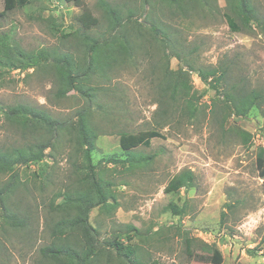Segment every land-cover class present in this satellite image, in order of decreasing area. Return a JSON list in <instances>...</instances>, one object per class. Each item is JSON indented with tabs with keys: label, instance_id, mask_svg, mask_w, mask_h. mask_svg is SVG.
<instances>
[{
	"label": "rangeland",
	"instance_id": "374dc122",
	"mask_svg": "<svg viewBox=\"0 0 264 264\" xmlns=\"http://www.w3.org/2000/svg\"><path fill=\"white\" fill-rule=\"evenodd\" d=\"M80 1L98 19L89 30L79 24L82 10L72 1L29 0L21 8L3 12L0 0V38L5 36L26 53L69 55L82 68L92 59L96 73L89 85L101 87L92 102L76 90L56 99L52 59L48 68L22 70L0 64L1 147L21 143L5 119L11 105L39 107L66 127L54 159L18 167L23 185L7 203L26 219L27 227L10 229L0 219V264H42L39 249L50 242L51 225L75 212L60 206L65 193L76 197L92 191L89 181L79 180L90 172L77 175L81 158L75 156V143L66 135L77 128V111L86 108H90L88 122L98 132L91 164L100 187L110 195L105 205L88 214L103 253L93 264H210L199 259L209 257V249L221 254V264H264V177L255 166L256 151L264 147L260 25L241 17L240 31H232L223 16L227 0H206V4L198 0L202 2L187 17L175 13L165 0H148L145 6L144 0H103L124 18L129 10L135 12L132 19L140 25L139 30L127 26L111 32L98 5L101 0ZM249 1L264 23V0ZM151 25L164 35L153 36ZM87 36L100 44L105 41L97 53L90 52ZM119 43L131 48L118 50ZM206 67H229V84L263 95L259 107L251 108L244 118L227 113L221 98L197 76L196 69ZM179 70L188 73L193 116L180 97L175 104L168 97L162 99L163 75ZM223 90L221 83L218 91ZM150 130L162 139L153 138L149 147L139 146L128 154L120 148L121 133ZM245 133L250 135L246 142ZM130 158L141 164L130 167ZM185 170L193 173L192 186L165 193L168 182ZM7 180V175L1 176L0 185ZM170 204L183 209V215H176ZM2 213L0 209V217ZM127 234L133 238L126 244ZM113 239L128 245L132 253L116 255L108 246Z\"/></svg>",
	"mask_w": 264,
	"mask_h": 264
},
{
	"label": "trees",
	"instance_id": "16d2710c",
	"mask_svg": "<svg viewBox=\"0 0 264 264\" xmlns=\"http://www.w3.org/2000/svg\"><path fill=\"white\" fill-rule=\"evenodd\" d=\"M29 0H3V12H9L16 8H21L28 3ZM72 1L76 6L81 7V13L78 16V22L85 30H89L98 25V19L92 16L90 11L83 6L80 0H67ZM144 6L148 4V0H144ZM165 2L173 7L175 13L180 14L182 17H187L195 11V6L198 0H165ZM208 1L205 0V4ZM227 11L224 14L230 29L232 31H240L237 22H248L250 20L260 25L261 30L264 31V23H261L256 18L253 6L249 0H227ZM103 13V17L108 23L111 32H115L121 28L127 30L136 29L140 25L136 20H133L135 12L129 10L126 18L121 13L116 11L111 5L103 0L98 4ZM175 13H173L175 15ZM2 13H0L1 16ZM247 24V23H246ZM150 31L153 36L158 35L163 31L157 29L156 26L151 25ZM139 30V29H136ZM88 41L90 52H98L101 41L86 37ZM165 40V39H164ZM125 43L130 44L127 40ZM165 43V42H164ZM169 46L168 43H165ZM107 45V44H104ZM122 47L118 50L124 51L131 48L130 45ZM118 45V47H119ZM3 54V61L0 59V64L10 65V69L27 70L36 67H47V62L52 59L50 68L56 77L55 84V98L61 99L66 96L71 90H76L82 97L87 98L92 102L96 97V92L101 90V87H91L89 84L90 76L94 75L96 71L92 70V65L89 59L87 66L82 68L77 65L69 55L48 53L41 51L36 54L26 53L14 46L6 39L0 38V55ZM95 61V60H94ZM93 62V61H92ZM99 70V67L97 65ZM190 72L193 68L188 69ZM196 73L200 81L210 90L215 93L217 99L221 98L224 108L230 115L236 118H244L251 108L259 107L260 102L263 100V95L257 90L247 91L244 86L237 88L235 85L228 83L229 67H206L196 69ZM188 73L179 71H166L163 75L162 81L159 83V88L162 92V99L168 97L169 101L173 104L177 102V98L184 101L186 110L189 116L194 114L193 99L194 96L190 93L191 87H186ZM224 85L223 93L218 91L220 84ZM184 89H186L184 91ZM169 92V95L167 93ZM222 94V96H220ZM178 99V100H179ZM165 104V103H164ZM101 108V107H99ZM90 109V108H89ZM88 108L85 110H78L77 128L67 130L69 141L75 143V156H80L81 163L76 164L75 171L82 175L79 180L90 182L88 185L92 191L84 192L74 197L71 193H65V200L60 204L64 209L75 210L72 215H65L59 220L55 221L50 227V242L39 249L42 264H93L101 256L102 250L99 248L97 240V230L89 223L88 214L90 210L96 206H103L106 204V192L100 187V182L96 179L94 174V167L91 164V153L95 150V141L98 137V132L95 128L91 127L88 122ZM5 119L10 123L21 137V143L10 145L5 148L0 146V177L3 175L8 176V180L0 185V209L2 215L0 219L10 229L24 230L27 227V221L19 212L10 209L7 200L16 192V190L23 185L18 177V167H28L29 165H37L43 162L46 158H53L55 148H57V141L64 133L66 127L64 124L59 123L53 119L45 110L34 107L25 103H18L11 105L4 113ZM226 116L223 117V120ZM246 134V133H245ZM26 136H30L29 139ZM245 142L250 138L246 134ZM153 138L162 139L161 135L156 130L141 131L137 134L121 133L119 136V146L125 152L129 153L131 150L139 147H149L150 141ZM49 150L51 152L46 153ZM130 167L136 166L135 163L141 164V161L130 158ZM255 166L260 177H264V147H260L256 151ZM193 184V173L190 170H185L174 176L165 187V193L177 192L182 188H190ZM60 206L55 207L59 209ZM169 208L176 215H183V209H177L174 205L170 204ZM53 209V210H55ZM133 235H126V244L130 242ZM108 246L112 247L116 255H124L128 257L131 250L127 248L128 245L120 243L118 239H113ZM211 255L200 260L210 264H221L222 256L214 249H209Z\"/></svg>",
	"mask_w": 264,
	"mask_h": 264
}]
</instances>
